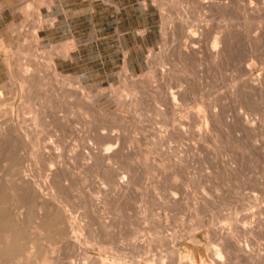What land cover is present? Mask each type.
Listing matches in <instances>:
<instances>
[{"label":"rangeland","instance_id":"1","mask_svg":"<svg viewBox=\"0 0 264 264\" xmlns=\"http://www.w3.org/2000/svg\"><path fill=\"white\" fill-rule=\"evenodd\" d=\"M54 1L0 0V116L6 122L0 150L21 144L23 170L39 179L45 192L55 176L53 170L38 175L49 155L42 148L58 152L54 166L68 174L75 234L88 252L69 259L55 249L56 264H100L98 256L113 264H202L213 261L217 247L224 264H264V85L254 90L237 80L255 34L257 68L249 81L259 85L264 80V65L259 67L264 62V0H255L254 8L249 0H218L226 7L208 11L197 0H154L160 36L147 53V69L94 81L58 66L56 56L68 48L53 41L60 35L51 39L47 33ZM199 8L215 29L221 21L228 25V56L223 66L207 62L184 74L177 46L185 22ZM24 66L33 79L22 87ZM170 79L186 86L191 105L176 121L184 127L179 135L158 114L157 107L166 106L157 105L154 96ZM212 102L221 120L207 125L197 112L207 114ZM60 110L65 120L58 118ZM238 115L252 119L254 130L242 128ZM49 135L53 139L46 144ZM107 145L121 149L117 159L100 157ZM119 178L124 187L116 188ZM16 217L20 221L19 213ZM229 235L248 255L224 245ZM36 238L39 245L47 242ZM42 258L38 254L34 264Z\"/></svg>","mask_w":264,"mask_h":264},{"label":"bare ground","instance_id":"2","mask_svg":"<svg viewBox=\"0 0 264 264\" xmlns=\"http://www.w3.org/2000/svg\"><path fill=\"white\" fill-rule=\"evenodd\" d=\"M197 1H199V7L201 8V10L206 9V11H208L212 10L213 8L219 7L221 9H224L226 7V4L222 6V4L218 0ZM254 1L255 0H249L248 3L250 8H254ZM199 11L192 17L191 21L185 22L184 20L186 25L184 24V28H182L181 35L179 38V45L177 46L178 57L180 60L179 63L181 64L180 72L184 74H187V72L189 71V67H200L207 62L216 63L223 66L228 56V25H224V21H221L222 24L219 25L217 29H215L211 25L212 19L204 18V16L202 18V11ZM257 38L258 37L256 34L252 36V38H249V54L247 58L242 61L243 66L241 69V73L237 78L242 87H247L250 85L249 87L254 90L262 89L264 85V80L259 85L251 84L249 81V76L253 74L257 68V65L254 62L255 49L253 47L254 41H256ZM262 65H264V62L261 63L259 67H262ZM22 70L24 71V76L21 78L23 87L24 83L29 80H32L33 78L31 76H27L29 74L28 68L24 66ZM165 72V70H162L163 75L165 74ZM30 73H32V71ZM74 83L77 84V82ZM76 91L81 95H86V91L81 86H77ZM154 92L156 94H159V96L153 94L156 98V104L161 105L164 103V106H166L165 108H162V106H158L157 108L158 114L162 115L165 118L166 124L168 125L166 126L169 127V125H171L172 130H170L169 127V131H173L174 133L182 130L184 127L181 128V123L177 125L176 121L179 117V114L188 111L189 109L190 104L186 100V86L182 82L173 84L171 83L170 79L169 82L165 83L162 87L157 88L156 90H154ZM2 93L3 91H0L1 97L3 95ZM214 103L212 102L208 104V106H206V110L208 111L207 114H202L201 111L197 112L198 119H200V121H204L207 125L209 121L213 124H216L219 120H221V113L216 109L218 106ZM236 117L238 124L241 125L242 128L251 131L254 130L255 122H253V120L250 119L248 116L238 115ZM34 118H36V116ZM58 118L63 120L66 119V116L64 112H62V110L59 111ZM5 124L6 122H4L0 116V129H2ZM213 124H211V126ZM3 130L6 131V129ZM12 133L7 134L12 135ZM180 133L182 134L183 132L181 131ZM14 134L16 136L15 139L17 138L16 140L18 141L19 133L16 132ZM14 134L12 135V137H14ZM12 137H10V139ZM46 138L45 143L47 144L48 142L50 144L53 139L52 135H49L48 138ZM16 140L15 142H17ZM41 144L44 143H40L39 145L41 146ZM19 145L11 144L10 146L8 145L6 148L4 147L0 150V160H4V162L0 164V264H34V260L40 253L43 254V258L39 264H56L57 260L53 255L55 249L67 252L68 254L66 255V257L69 259H75L73 257H77V254L82 251L84 254H86L88 252V248L83 247V240L81 242L80 238L76 236L79 232L75 234V228L73 225V221L75 222V220L72 219L74 217L72 216L73 211L69 208L70 199L68 191L70 190L71 186H69L70 184L67 185L65 183V180L68 178V174L62 168L59 169L54 166L56 165V161L59 159L58 152H52L50 148H47V145H44V147L43 145L41 146V148L43 147L42 149L45 152H48L49 155L45 157L43 170H40L38 175L42 178L43 175L47 176L48 170H53L52 173H54L55 176L51 183L48 184L45 188V190L48 189V192H45L43 189V185L40 184L38 181L39 179H32L29 177V175L26 174L28 171L26 173L24 172L25 170L23 169L25 167L23 168L24 165L22 166V164L20 163L22 159H20V150L18 151L20 147ZM120 152L121 149L116 150L114 148V145H107L106 148L99 151V155L100 157L102 156L103 160H115L118 158ZM112 169L114 171L115 168ZM110 172L113 173L112 171ZM115 176L113 178H115ZM119 179L115 182L116 188L118 184L123 183V181ZM111 181L114 182V180ZM118 186L124 187L123 185ZM123 189L126 190V188ZM49 190L51 192H49ZM13 197L15 198L14 202L16 203V205L14 202L13 204L15 205L16 209L18 206L19 211L17 212L16 210V214L19 213V216L21 217V219L18 217L20 220L18 222H15V220L18 219L16 217V214L13 213L14 211L12 212V207H10L12 205L10 204V201H12L11 199H13ZM74 211L77 212L76 210ZM13 215H15L14 217H16V219H14ZM37 236L44 238L47 242L39 245L36 238ZM136 238L137 236H135V239ZM224 245L227 246L228 249H235L238 252L240 251L246 254V250L236 240H233L232 235H229V237L224 240ZM212 253L214 256L213 261L203 260L202 264H213L215 260H218L219 263L216 262L217 264H224L223 255L218 247L214 248ZM95 260L100 261V264H113L109 262L108 258H105L103 256H98V258H96Z\"/></svg>","mask_w":264,"mask_h":264},{"label":"crops","instance_id":"3","mask_svg":"<svg viewBox=\"0 0 264 264\" xmlns=\"http://www.w3.org/2000/svg\"><path fill=\"white\" fill-rule=\"evenodd\" d=\"M49 11V38L60 35L53 41L68 48L57 64L84 81L145 71L147 53L159 42L154 0H55Z\"/></svg>","mask_w":264,"mask_h":264}]
</instances>
